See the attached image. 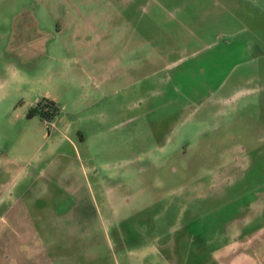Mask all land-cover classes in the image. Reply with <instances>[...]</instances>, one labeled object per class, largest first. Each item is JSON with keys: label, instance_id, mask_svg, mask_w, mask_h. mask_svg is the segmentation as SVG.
Segmentation results:
<instances>
[{"label": "rangeland", "instance_id": "1", "mask_svg": "<svg viewBox=\"0 0 264 264\" xmlns=\"http://www.w3.org/2000/svg\"><path fill=\"white\" fill-rule=\"evenodd\" d=\"M0 264H264V0H0Z\"/></svg>", "mask_w": 264, "mask_h": 264}, {"label": "trees", "instance_id": "2", "mask_svg": "<svg viewBox=\"0 0 264 264\" xmlns=\"http://www.w3.org/2000/svg\"><path fill=\"white\" fill-rule=\"evenodd\" d=\"M49 106H53V103H49ZM52 109V108H51ZM51 109L50 108H48V110H47V112H46V115H49L50 113H49V111L51 112ZM42 115V114H41ZM51 115H54V114H51ZM50 115V116H51Z\"/></svg>", "mask_w": 264, "mask_h": 264}]
</instances>
